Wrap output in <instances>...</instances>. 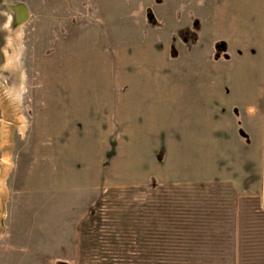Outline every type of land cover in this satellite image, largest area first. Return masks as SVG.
Instances as JSON below:
<instances>
[{
	"label": "rangeland",
	"instance_id": "1",
	"mask_svg": "<svg viewBox=\"0 0 264 264\" xmlns=\"http://www.w3.org/2000/svg\"><path fill=\"white\" fill-rule=\"evenodd\" d=\"M211 1L0 0V264L260 262L264 0Z\"/></svg>",
	"mask_w": 264,
	"mask_h": 264
},
{
	"label": "trees",
	"instance_id": "2",
	"mask_svg": "<svg viewBox=\"0 0 264 264\" xmlns=\"http://www.w3.org/2000/svg\"><path fill=\"white\" fill-rule=\"evenodd\" d=\"M241 133H242V135H245L244 132L241 131ZM257 211L260 214L264 215V211L260 210V208H258ZM92 214H93V207L90 210V213L86 216V218L84 219V221L80 225V234H83V228L85 225H87L86 224L87 220L92 216ZM250 219L251 218L249 217V215H244L242 217L243 228L240 230L241 239L247 238L246 240H248L249 245H250V243L251 244L253 243L254 246L250 247V250H251L250 252H252V254H250V255L255 260L260 259V262H255V264H264V228H259V229L252 231L251 228H248L250 226L249 225ZM263 223H264V221H263ZM250 255H248V256H250Z\"/></svg>",
	"mask_w": 264,
	"mask_h": 264
},
{
	"label": "crops",
	"instance_id": "3",
	"mask_svg": "<svg viewBox=\"0 0 264 264\" xmlns=\"http://www.w3.org/2000/svg\"><path fill=\"white\" fill-rule=\"evenodd\" d=\"M238 0H232L231 1V4H237L236 6H235V8H238L239 9V7H238V2H237ZM211 4H216V2H215V0H212L211 1ZM250 4H252V7L251 8H249V10H248V17H249V24H251V26H252V22L250 23V19H251V17L253 16V17H257L258 15H257V11H254V9H255V7H254V4H262V0H255L254 2H250ZM218 10H219V8H216V11L218 12ZM222 10V9H221ZM240 10V9H239ZM220 11V10H219ZM219 13V12H218ZM220 13H221V11H220ZM220 13H219V17H220ZM234 14H236V13H234ZM237 15V14H236ZM239 18H241V16L239 17H234L233 18V21H232V23H233V27L234 26H236V24H239V23H243L244 21H245V17H243L242 19H239ZM241 21V22H240ZM241 23V24H242ZM254 25H256L255 23H254ZM250 26V25H249ZM250 26V27H251ZM249 30V32H251V31H254L255 29L254 28H252L251 27V29L249 28L248 29ZM234 32H237V30H236V28H234ZM212 85V84H211ZM233 87V92H234V96H236L237 98H239L241 101H243L244 103L245 102H247V103H249V102H251L253 99L251 98V93L250 92H247V91H245L246 89H247V87H246V85L244 84V83H242V84H236V83H234V86H232ZM200 88V93L201 94H207L210 90H211V86L209 87V86H207V87H202V86H200L199 87ZM174 93H176V92H174ZM255 100V102L257 101V99H254ZM248 123V122H247ZM253 129L254 130H256V131H258V132H260V128H261V126H260V124L259 123H256V120L254 121V123H253ZM253 135H255V134H253Z\"/></svg>",
	"mask_w": 264,
	"mask_h": 264
}]
</instances>
